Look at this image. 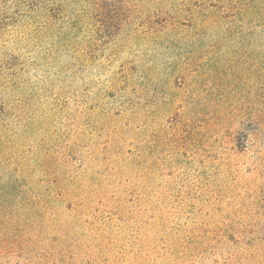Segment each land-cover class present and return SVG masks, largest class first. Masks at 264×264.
Listing matches in <instances>:
<instances>
[{
    "label": "rangeland",
    "instance_id": "374dc122",
    "mask_svg": "<svg viewBox=\"0 0 264 264\" xmlns=\"http://www.w3.org/2000/svg\"><path fill=\"white\" fill-rule=\"evenodd\" d=\"M254 4L0 0V264H237L264 249Z\"/></svg>",
    "mask_w": 264,
    "mask_h": 264
},
{
    "label": "trees",
    "instance_id": "16d2710c",
    "mask_svg": "<svg viewBox=\"0 0 264 264\" xmlns=\"http://www.w3.org/2000/svg\"><path fill=\"white\" fill-rule=\"evenodd\" d=\"M254 1H255L254 6L249 5L250 8H248V16L255 17L257 20V18L260 17V12H262V10L264 8V3H263V1L259 2V0H254ZM246 13H247V11H246ZM0 30H1V28H0ZM8 110H9V106H7L4 103L0 104V119L1 118L3 120L8 119V117H9V115H7ZM9 205L8 206L0 205V212L8 211L10 209ZM7 207H9V208H7ZM16 209H17V207L14 206V210H16ZM211 255H212V257L214 256V254H211ZM232 255H233V258H230V260H227V262H237V264H243L245 262L251 261V258H252V259H254V264H264V249L263 248H260L259 250L255 251L254 253H250V254L249 253L241 254L240 256H239V254H232Z\"/></svg>",
    "mask_w": 264,
    "mask_h": 264
}]
</instances>
